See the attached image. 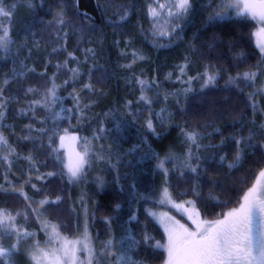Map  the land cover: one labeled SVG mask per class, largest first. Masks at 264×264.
<instances>
[{
	"label": "trees",
	"instance_id": "trees-1",
	"mask_svg": "<svg viewBox=\"0 0 264 264\" xmlns=\"http://www.w3.org/2000/svg\"><path fill=\"white\" fill-rule=\"evenodd\" d=\"M155 1L3 0L14 11L0 48V209L40 239L35 205L68 236L87 229L101 253L111 241L108 251L161 264L165 236L148 207L161 206L164 187L215 221L264 168V93L256 110L248 99L263 62L256 19L223 0H191L188 13L154 20ZM204 69L216 76L207 86ZM254 71V81L230 83ZM68 131L87 151L75 185L63 165Z\"/></svg>",
	"mask_w": 264,
	"mask_h": 264
},
{
	"label": "snow or ice",
	"instance_id": "snow-or-ice-1",
	"mask_svg": "<svg viewBox=\"0 0 264 264\" xmlns=\"http://www.w3.org/2000/svg\"><path fill=\"white\" fill-rule=\"evenodd\" d=\"M12 7H15V5H12ZM29 7H31V0H29ZM159 7L164 8L166 5L161 4ZM172 7L177 9V12H170V15L186 14L191 8V0H175ZM220 7L224 9L236 7L241 9L238 11V15L250 13L253 19L258 18L261 22H264V0H235L234 3L233 0H223ZM150 14L156 16L158 13L155 8H151ZM11 15V11L3 7V0H0V17H6L10 20ZM59 22L63 23V20ZM0 31L3 32V35H0V48H7L10 39L9 28L4 24H0ZM261 32H264V28L261 29ZM260 47L261 51L264 52V43H261ZM71 71L73 73L76 72L75 69H71ZM183 71L184 69L182 67L181 72ZM215 79L216 76L214 74L208 75L204 86L214 83ZM241 79L252 82L257 79V74L256 72H245L236 78H231L230 83L236 84V81ZM139 83L144 85L145 82L139 81ZM237 86L239 87V85ZM85 87L90 86L85 85ZM29 91L32 90L29 89ZM262 92H264V86L257 88L254 93L248 94V99L254 110L257 109L255 97ZM141 99L146 103L149 102L147 97L143 95ZM2 116L3 113L0 112V118ZM147 127L154 131L151 120L148 121ZM185 135L193 144L196 143L197 133L188 132ZM64 139L65 137H61L62 142ZM71 139L75 140L76 138L72 137ZM240 142V140H235V143L238 145ZM0 143H7L3 136H0ZM86 155L87 152L83 155L78 154L75 164L69 167L71 177H77L81 173L83 166L88 163ZM224 159V157H221L222 161ZM239 159L238 150L236 157L229 164V167H232ZM160 167H163V162H161ZM191 171L195 172L196 169L191 168ZM260 175L264 176V170L260 172ZM253 192L254 189L250 190L249 194L244 197L245 203L241 205L237 212H231L224 220L209 223L207 227L198 220H193V223L196 224V231H190L183 225H179L178 229L168 228L166 226L165 231L168 233L167 264H264V222L260 219V214L264 213V199L255 197ZM163 195L165 198L168 197L167 189L164 190ZM234 216L236 219H230ZM45 226L47 227V225ZM53 232L56 233L55 226H53ZM13 233L17 236V243L4 246L2 240L10 237ZM22 235L30 234L26 232L22 233L15 224V217L7 213L6 210H0V264H12V253L18 250L17 245ZM150 239L147 234L144 236L145 243H148ZM111 244L112 242L108 241L105 244V253H101L108 260V264H135L134 261H131L127 252L117 255L116 253L108 251ZM134 245L135 242L130 247H134ZM156 247H161V245L157 242ZM81 249L88 253L86 261L79 260L77 256V252ZM62 252L63 257L70 264H93L96 257L86 229L82 233V239L69 241L65 238ZM49 255L43 249L37 248L31 254L30 258L36 264H40L41 259H47ZM112 257H115V259L112 260ZM53 259L55 264H61L62 258L60 256L53 254Z\"/></svg>",
	"mask_w": 264,
	"mask_h": 264
},
{
	"label": "rangeland",
	"instance_id": "rangeland-1",
	"mask_svg": "<svg viewBox=\"0 0 264 264\" xmlns=\"http://www.w3.org/2000/svg\"><path fill=\"white\" fill-rule=\"evenodd\" d=\"M175 0H169V1H155L151 4L149 7V10L151 8H155L157 11L156 16H152V19H162L164 20L165 18L169 19L173 15H170L169 13H176L177 9L172 7L174 4ZM235 0H233V3ZM164 4L166 7L160 8L159 5ZM4 7V3H3ZM6 9V8H5ZM234 10L238 13L241 9H238L234 7ZM14 11V10H13ZM13 11L11 12L13 15ZM28 13L31 12V9L27 10ZM150 14V11H149ZM249 16H251L250 13H245ZM11 15V16H12ZM252 17V16H251ZM257 21V28L255 30V44L260 47L261 43H264V32H261V29L264 28V22H261L258 18H256ZM0 24L6 25L9 29L11 26V18L6 17H0ZM0 35H3V32L0 31ZM261 49V47H260ZM263 54V62L261 64V74L259 78V87L264 86V52H261ZM256 72V71H254ZM208 75H212V73L208 69H204L200 71L199 77L200 80L205 83L207 81ZM264 92H262L263 94ZM48 98V97H47ZM264 99V98H263ZM55 100H59L58 97H55ZM65 139H64V155H63V165L64 168L66 169V172L68 176L70 177V180L72 181L73 185L78 184L77 180L81 178L80 175H84L85 172H83V169L81 173L73 178L71 177V174L69 172V167L74 165L75 162L77 161L78 154L83 155L86 151V149L83 148V146L80 143L79 140V135L76 132H66L65 133ZM72 137H75L76 139L73 140L71 139ZM262 185L264 186V176L262 178ZM166 187L162 189V194H160L158 197H156V200L161 206H154V207H148V212L149 214L155 219V221L161 226L163 232H164V243L162 245L164 252H165V260L161 264H167L168 261V252H167V244H168V233L165 231V227L167 226L168 228H179V225H183L184 227L188 228L190 231H196V224L193 223V220H198L199 222L203 223L205 227L208 226L209 223L215 222V221H209V220H204L201 217V213L197 206L191 201V200H176L170 195H168L167 198L164 197L163 192ZM249 194V191L244 195ZM244 197L242 198L243 204L245 203ZM179 206V207H178ZM35 216L38 218V221L40 223V228L43 231L42 234H44V238L40 239L37 235V232L35 229H26L23 225L19 226L16 224V226L21 230L22 233H28L30 235H22L19 239V243L17 245L18 250L14 251L11 256V261L12 264H36L34 260L30 258L31 254L36 251L37 248L43 249L45 252H48L50 255L47 259H41L40 264H55V261L53 259V254L55 256H60L62 258L61 264H70L69 261L66 260V258L63 257V252H62V246L64 244L65 238L69 241H74L77 239H82V233L83 232H78L75 236H68L64 233H62L58 225L49 221L45 220L43 217V214L39 210L38 205H35ZM1 210V209H0ZM86 211V210H85ZM82 222L83 228L88 227L87 224V216L82 214V217L80 219ZM42 225V226H41ZM47 225V227L45 226ZM53 226H55L56 233L53 232ZM85 231V229H82ZM87 230V229H86ZM88 232V230H87ZM58 233V235H57ZM15 235V233H13ZM15 243H17V236ZM26 237H29L32 241L31 246L30 243L24 239ZM14 241V240H11ZM92 241V240H91ZM4 246H8L6 244L5 238L2 240ZM12 244V243H11ZM14 244V243H13ZM92 248L94 252L96 253V257L94 259L93 264H97L99 261V257H101V250L96 247L94 242H91ZM114 246V244H113ZM117 251L123 250L122 247H117ZM105 253V252H103ZM39 255V253H37ZM77 256L79 260L81 261H86L88 257V253L84 250H80L77 252ZM104 257V256H102ZM135 261V260H134ZM136 264H143L141 262H138L137 260L135 261Z\"/></svg>",
	"mask_w": 264,
	"mask_h": 264
},
{
	"label": "flooded vegetation",
	"instance_id": "flooded-vegetation-1",
	"mask_svg": "<svg viewBox=\"0 0 264 264\" xmlns=\"http://www.w3.org/2000/svg\"><path fill=\"white\" fill-rule=\"evenodd\" d=\"M262 170H264V168L262 169ZM261 170V171H262ZM260 171V172H261ZM262 178H263V176H261L260 175V173H259V175L257 176V178L255 179V181L252 183V185L248 188V190L245 192V194L249 191L250 192V190H253L254 189V192H253V195L255 196V197H258V198H260V199H264V186L262 185ZM244 194V195H245ZM243 204V202H242V200H241V202H240V204L239 205H237L236 207H234V208H232V209H230L229 211H227L226 213H225V215H223L220 219H218L217 221H219V220H224L226 217H228V214L229 213H231V212H237L239 209H240V207H241V205ZM230 219H236V217L234 216V217H232V218H230ZM260 219H261V221L262 222H264V213H262V214H260ZM212 223V222H211Z\"/></svg>",
	"mask_w": 264,
	"mask_h": 264
}]
</instances>
